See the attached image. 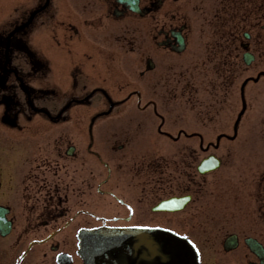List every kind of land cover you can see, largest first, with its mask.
Returning <instances> with one entry per match:
<instances>
[{
	"label": "flooded vegetation",
	"instance_id": "flooded-vegetation-1",
	"mask_svg": "<svg viewBox=\"0 0 264 264\" xmlns=\"http://www.w3.org/2000/svg\"><path fill=\"white\" fill-rule=\"evenodd\" d=\"M36 3L31 11H39L37 16L57 12L48 17L53 21L50 38L63 39L70 74L97 76L106 83L116 69L114 44L121 41L129 53L141 51L138 76L146 99L138 95L133 103L141 113L134 123H146L141 118L150 115L159 123L155 130L134 132L130 140L129 130L118 131L124 107L133 102L125 100L113 114L39 113L59 129L31 133L22 146L0 147V264H83L87 234L147 228L174 229L199 245L210 242L220 256V261L208 256L210 264H264V146L248 158L245 145L225 147L220 169L207 174L198 169L222 140L232 143L245 133L247 91L264 77L259 68L264 63V0ZM197 21L208 32L209 65L204 67L184 63L195 57L189 47ZM84 77L91 86L97 82ZM90 93L68 99L88 107ZM236 102L243 110L232 127L223 122L229 129L218 132L215 143L204 144V134L214 129L197 124L212 125L220 107ZM95 103V108L107 107L103 97ZM169 113L181 122L177 128L168 127ZM256 123L263 126L264 119ZM114 125L119 129L108 130ZM151 137L166 139L156 156L148 147ZM216 178L222 179V189ZM213 182L216 187L207 194ZM171 199L186 203L176 211L168 210L170 205L155 210ZM215 234L222 237L217 241ZM231 234L237 247L227 250Z\"/></svg>",
	"mask_w": 264,
	"mask_h": 264
},
{
	"label": "rangeland",
	"instance_id": "rangeland-1",
	"mask_svg": "<svg viewBox=\"0 0 264 264\" xmlns=\"http://www.w3.org/2000/svg\"><path fill=\"white\" fill-rule=\"evenodd\" d=\"M36 5V0H0V58L4 55V43L8 33L18 24L25 21ZM188 8H190V5ZM56 13L57 12H45L40 14L31 26H27L16 35V39L23 42L22 44H27L28 47L34 48L36 51L35 53L39 57L38 61H41L42 65L45 67L40 68L36 64V59H32L33 57L31 58L28 56L29 54L24 50L22 51L21 48H15L14 43L11 45V50L9 52L8 68L16 71L19 76L22 77L21 80H25L27 83V94L28 98L32 101V105L36 108L46 110L48 114H58L63 107L62 113L65 111L64 114L66 115H89L102 109V107H94V105H96L95 101L102 97L105 99L109 111H113L119 104L124 103L125 100H132L133 102L129 104L130 106L124 107L121 113L122 117H120L118 122V127L120 129L114 125L113 128L108 130H116V128L119 129L118 131L129 130L130 140L131 137L134 136V132L154 130L158 120L155 117L153 118L152 115L149 117L143 116L141 118V121H146V123H134L137 116L139 117L141 113L133 106V103L136 104L135 102L138 95L142 100L146 99L144 80H141L142 78L138 76V72L142 68L143 59L141 55H143V53L136 48L129 53L130 49L125 46L124 43L118 41L117 44L112 46V49L116 53V58L114 60L116 69L112 71V76L110 78H105V80H107L106 83H100L97 76L94 78L91 75H84L90 76L93 80H97V82H94V86H91L88 84V81L91 80L85 81L86 77L70 74L68 71L66 67L67 56L64 55L63 39L59 37L58 40H48L50 26L53 25V21L51 22L48 17L51 16V18H55L54 16ZM195 20H197L196 14L193 21ZM40 22H42L41 25ZM196 25L197 29H195L196 31L192 35L189 47V50L191 48L195 57L186 58L185 60L188 63H184L191 66L204 67L209 65L205 63V42L208 39V32H206L205 28L199 26V21H197ZM102 29L104 30L105 28ZM59 33L61 34V31ZM104 33V31L101 33L96 32L95 35L102 36ZM59 43H61V46H59ZM6 44H8V42ZM140 45L142 46V42H140ZM3 46L4 48L2 49ZM36 68L39 69L36 70ZM259 68L264 69V63L259 64ZM104 72L105 70L102 69L100 72L101 75L105 76ZM110 73L111 72L108 74ZM83 85H86V88ZM254 89L252 86L247 91L246 98L249 103L247 104L243 118V126L245 127L243 130L245 133L243 132V136L241 135L239 139L232 143L222 140L219 148L215 150L217 156H224L225 147L245 145L247 146V158L254 157L256 149L264 146V134L261 133L262 129L264 131V124L261 126V124L256 123L258 119H264V77L260 79L257 88ZM90 90H93L95 93L92 96V103L90 105L88 104V107L82 104L80 105V103H77V100L71 102L69 101L70 99H68L70 94H73L75 98H82L90 92ZM201 96L202 94L199 95L200 98H202ZM3 98L11 100L10 102L12 105H9V107L8 105H3ZM28 98L18 80L12 74H9V72L0 70V147L25 145L30 140L29 137L33 136L31 133L51 130L53 128V126L46 123L43 117H40L41 114L32 111ZM236 98L239 99V96ZM251 99L252 101H250ZM85 104H87V102ZM235 104L220 107V111L214 115V124L212 122V125H206L205 127L201 126V124H197L200 129L205 131L214 129L212 135L208 132L204 134V144L208 141L214 142L218 132L232 127L238 112L241 110L240 102H236ZM14 105L16 106L14 107ZM85 118L88 121L89 116H85ZM114 119L115 118L107 119L105 122L113 121ZM166 119L168 122H172V127H170L168 123V127L171 129L177 128V125L181 124V122L178 123L175 116L171 113L167 114ZM174 120H176L178 124H173ZM48 122L51 121L48 119ZM223 122H226V124L228 123V126H230L226 127V124H223ZM63 126L66 127L69 126V124L65 123ZM166 127L167 126H165V128ZM86 128H88V122ZM57 129L59 128H53V130ZM73 129L76 128L72 127V130ZM165 140L166 139L162 137L158 139L151 137V139H149L148 147L152 150V155L156 156L158 153H161ZM149 142H151V144ZM31 144V142L28 143V145ZM224 168H226V166H222L221 170H224ZM217 176L221 178L219 173ZM215 180L222 189V179L216 178ZM214 187H216L215 182L209 186L207 194H210V190H213ZM220 209L221 206L219 210ZM215 235V240L217 241L222 237L220 234ZM215 249L216 246L208 241H204L202 245H200V250L205 258L209 256L210 258H216V261H220V256Z\"/></svg>",
	"mask_w": 264,
	"mask_h": 264
},
{
	"label": "water",
	"instance_id": "water-1",
	"mask_svg": "<svg viewBox=\"0 0 264 264\" xmlns=\"http://www.w3.org/2000/svg\"><path fill=\"white\" fill-rule=\"evenodd\" d=\"M91 239L98 243V252L117 257L125 264H196L190 250L167 236L150 235L145 251L140 246L131 245L130 235H93ZM126 248H129L131 256L123 253L122 249Z\"/></svg>",
	"mask_w": 264,
	"mask_h": 264
},
{
	"label": "snow or ice",
	"instance_id": "snow-or-ice-1",
	"mask_svg": "<svg viewBox=\"0 0 264 264\" xmlns=\"http://www.w3.org/2000/svg\"><path fill=\"white\" fill-rule=\"evenodd\" d=\"M140 227H148V225H140ZM168 231H169V232H173V231H175V230H174V229H168ZM176 235H177V236H180L181 233H180V232H176ZM184 241H185L186 243L190 244V245L193 247V249L196 250L197 254L199 253V249L197 248L195 241L189 239V237H188L187 235L184 236Z\"/></svg>",
	"mask_w": 264,
	"mask_h": 264
}]
</instances>
